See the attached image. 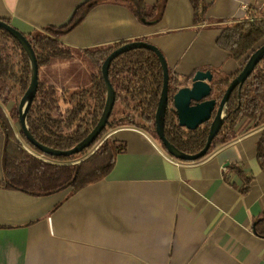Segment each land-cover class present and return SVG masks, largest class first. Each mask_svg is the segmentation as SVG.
Returning a JSON list of instances; mask_svg holds the SVG:
<instances>
[{"label":"crops","instance_id":"obj_1","mask_svg":"<svg viewBox=\"0 0 264 264\" xmlns=\"http://www.w3.org/2000/svg\"><path fill=\"white\" fill-rule=\"evenodd\" d=\"M84 1L0 0V19L29 35L66 24ZM93 1L60 36L65 45L76 50L145 40L179 79L197 70H209L212 81L235 74L242 60L217 40L225 26L264 14V0H202L199 22L191 0ZM139 4L148 16L134 11ZM71 62L92 71L84 58L59 65ZM51 76L44 71L42 78L52 82ZM107 137L123 151L104 177L75 191L34 195L0 185V264H264L261 128L196 162L172 157L140 129L118 128ZM3 147L0 132V182Z\"/></svg>","mask_w":264,"mask_h":264},{"label":"trees","instance_id":"obj_2","mask_svg":"<svg viewBox=\"0 0 264 264\" xmlns=\"http://www.w3.org/2000/svg\"><path fill=\"white\" fill-rule=\"evenodd\" d=\"M191 2L196 21H202L206 9L204 2ZM94 3L93 0H86L77 5L66 24L49 25L26 35L39 68L71 61L76 53L92 68L89 84L76 89L58 88L48 79H39L27 124L36 140L55 149L71 148L93 129L105 102L106 88L101 73L103 60L113 49L130 41L119 40L78 48L76 51L61 41L60 36L81 21ZM132 8L137 14L140 12L143 17L148 16L143 4H139L138 9L134 6ZM263 42L262 13L253 14L248 19L223 28L217 43L231 58L242 61L235 74L212 81L213 98L217 101L221 99L225 88L241 70L247 56ZM108 77L115 90L116 100L108 123L94 142L69 156L44 155L28 143L18 123V103L30 82L28 56L12 35L0 29V132L4 136L3 179L0 185L43 195L67 187L75 191L101 179L111 169L116 155L124 149L121 142L107 137L110 131L118 128L145 131L163 147L157 138L154 122L163 81L161 64L156 54L146 48L122 52L112 60ZM190 77L179 79L169 74V95L172 96ZM116 104L118 108L115 110ZM115 113L118 115L114 116ZM208 127L209 122H206L194 130H188L177 124L174 109L169 108L165 113V137L179 150L187 153H195L204 146ZM257 128L262 130L258 156L264 168V57L241 87L237 86L231 92L226 117L219 132L206 154L194 162L205 158L211 151L234 140L243 132ZM257 232L263 234L258 228Z\"/></svg>","mask_w":264,"mask_h":264},{"label":"water","instance_id":"obj_3","mask_svg":"<svg viewBox=\"0 0 264 264\" xmlns=\"http://www.w3.org/2000/svg\"><path fill=\"white\" fill-rule=\"evenodd\" d=\"M0 29L7 31L21 45L28 56L30 64V82L18 103V123L20 130L28 143L34 146L42 154L48 156H69L89 147L109 121V116L115 104V90L109 80L108 70L112 60L122 52L135 48H146L152 50L158 57L162 68V89L158 104L155 110L154 122L157 138L162 143L166 152L172 157L182 161H194L204 156L208 151L212 140L219 132L226 117L227 101L231 92L245 82L249 74L253 71L256 64L264 57V42L256 47L246 58L241 70L234 76L219 101L212 97V78L213 74L209 70H197L190 77V84L184 85L172 95H169V69L168 64L161 51L145 40L128 41L121 46L113 49L103 60L101 73L104 79L106 94L102 113L93 129L78 143L71 148L60 150L40 143L31 134L27 117L32 101L35 97L39 82V66L35 52L26 35L13 27L7 21L0 19ZM174 109L176 122L180 127L194 130L202 124L209 122L208 133L204 146L195 153H187L179 150L175 145L168 141L164 133L165 113L167 109Z\"/></svg>","mask_w":264,"mask_h":264},{"label":"rangeland","instance_id":"obj_4","mask_svg":"<svg viewBox=\"0 0 264 264\" xmlns=\"http://www.w3.org/2000/svg\"><path fill=\"white\" fill-rule=\"evenodd\" d=\"M263 14V13H262ZM76 51V50H75ZM77 58H83L77 53L75 57L71 60L74 61ZM70 62V61H68ZM58 64H50L43 67H40L39 76L43 79L44 71H47L51 76V81L54 83L58 88L64 84L65 85H72V84H89L90 78L89 73H87L83 68L79 67V63L71 62L68 63L67 67H61ZM69 79L68 81H66ZM62 86V87H64ZM103 138H101L102 140Z\"/></svg>","mask_w":264,"mask_h":264}]
</instances>
